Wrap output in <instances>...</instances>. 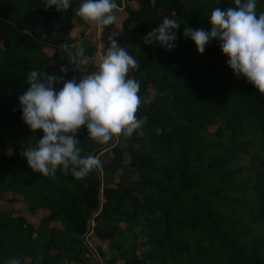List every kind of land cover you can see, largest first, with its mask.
<instances>
[{"label": "trees", "instance_id": "trees-1", "mask_svg": "<svg viewBox=\"0 0 264 264\" xmlns=\"http://www.w3.org/2000/svg\"><path fill=\"white\" fill-rule=\"evenodd\" d=\"M123 1L120 31L101 28L103 50L116 32L138 62L129 77L140 84L137 117L147 120L101 148L82 128L81 156H96L102 170L78 180L71 169L53 178L28 167L23 152L43 132L23 122L18 97L32 70L64 81L98 70L90 37L72 44V28L90 25L75 15L83 0L61 12L46 0H0V264H92L95 254L105 264H264V96L237 78L218 39L201 54L183 35L210 31L211 12L234 0ZM166 17L180 23L176 47L145 44ZM242 153L249 166L238 164ZM40 208L35 222L23 213Z\"/></svg>", "mask_w": 264, "mask_h": 264}, {"label": "clouds", "instance_id": "clouds-1", "mask_svg": "<svg viewBox=\"0 0 264 264\" xmlns=\"http://www.w3.org/2000/svg\"><path fill=\"white\" fill-rule=\"evenodd\" d=\"M155 3L156 0H150L152 7ZM234 4L226 10L216 8L211 12L210 31L185 27L183 35L195 43L201 54L210 40L218 39L228 57L227 65L237 78H245L264 96V13L257 15L256 0H234ZM53 7L57 12L67 10L70 0H46L45 9ZM117 9L115 0H83L75 15L85 23L103 28L116 23ZM179 27L176 19L166 17L147 33L144 43L171 50L176 47ZM117 36L116 32L108 36L98 70L79 80L74 76L64 81L63 76L41 74L38 70L28 75L27 91L18 100L23 122L32 132H43L38 147L23 152L34 173L54 178L58 168L65 175L71 169L76 179H84L102 170V164L94 155L81 156L76 137L82 128L93 141L107 144L120 136H131L146 122L147 117H137L140 84L129 77V72L138 69L139 64L119 45ZM62 47L67 49V45ZM83 52L79 49L78 55L83 56ZM69 67L61 66L60 72L67 74ZM56 83H63L58 91L54 88ZM7 264L21 261L11 258Z\"/></svg>", "mask_w": 264, "mask_h": 264}, {"label": "rangeland", "instance_id": "rangeland-1", "mask_svg": "<svg viewBox=\"0 0 264 264\" xmlns=\"http://www.w3.org/2000/svg\"><path fill=\"white\" fill-rule=\"evenodd\" d=\"M116 3V2H115ZM131 4V6H137V2L135 1H130L128 2ZM117 6H118V9L116 11V16H117V21L114 25V28L117 32L120 31V23H121V20H122V14L124 15L126 12L123 8L124 6V1L122 0L121 4H118L116 3ZM81 32L85 33V37L88 36L89 39L92 40L93 44H95V46L97 47V50H96V53L95 55L98 54V51L101 50V47L102 45L104 44L101 40V28H98L96 25L90 23V25L88 26V28H84L83 26L79 25V24H76V26L74 28H72L71 30V35L74 37L73 38V43L72 44H75V43H79V40L81 38ZM53 49V48H52ZM52 49L51 48H47V50L49 51V53L52 52ZM52 62V60H51ZM104 144H100L98 147H103ZM255 149L254 148H251V152H254ZM101 153L100 151L98 152V154ZM251 156L249 155V153H242L240 155V159L238 160V164H243V165H248L250 163L253 162V160L250 158ZM254 164V163H253ZM250 171L252 170L251 167L248 168ZM24 214L28 216L29 219H31L32 221H36L38 219V217H40L41 215L45 214L47 212L46 209H42L40 208L36 214L34 215H30L29 213H27L25 210H23ZM86 240L88 242V244L91 246V247H96V245H94V242L93 240L91 239V237L88 235V237H86ZM104 245L107 246L106 242L103 243ZM102 244V246H103ZM94 245V246H93ZM97 248V247H96ZM91 259V263L92 264H105V262H103V258H100L98 254H95V256L93 258H90Z\"/></svg>", "mask_w": 264, "mask_h": 264}, {"label": "built area", "instance_id": "built-area-1", "mask_svg": "<svg viewBox=\"0 0 264 264\" xmlns=\"http://www.w3.org/2000/svg\"><path fill=\"white\" fill-rule=\"evenodd\" d=\"M103 46H104V44L102 45L101 50L98 51V54L95 55V60L97 61L98 64H99V62L102 60V57H103V52H104V50H103ZM116 141H117V139H113V140L110 141L109 143H115Z\"/></svg>", "mask_w": 264, "mask_h": 264}]
</instances>
